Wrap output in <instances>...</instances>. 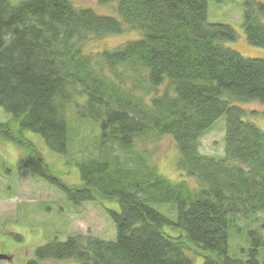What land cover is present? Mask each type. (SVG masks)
<instances>
[{
  "label": "trees",
  "instance_id": "trees-1",
  "mask_svg": "<svg viewBox=\"0 0 264 264\" xmlns=\"http://www.w3.org/2000/svg\"><path fill=\"white\" fill-rule=\"evenodd\" d=\"M100 2L90 6L99 13L72 0H0V107L11 116L0 138L24 149L26 168L72 205L98 203L115 226L108 241L56 238L29 264H264V114L245 107L264 106V57L226 47L238 34L209 22V0ZM243 12L248 44L264 49V0H244ZM128 33L136 37L122 46L87 51L91 40ZM221 119L224 155L207 156L202 138ZM85 125L97 131L75 159ZM34 136L73 159L81 185L53 179ZM164 137L178 180L152 161ZM232 237L247 243L245 260Z\"/></svg>",
  "mask_w": 264,
  "mask_h": 264
},
{
  "label": "rangeland",
  "instance_id": "rangeland-1",
  "mask_svg": "<svg viewBox=\"0 0 264 264\" xmlns=\"http://www.w3.org/2000/svg\"><path fill=\"white\" fill-rule=\"evenodd\" d=\"M72 1L82 8L94 9L90 6L95 7L96 3L102 5L100 0ZM243 11L244 0H209L208 20L210 23L228 24L236 30L238 40L226 43V47L239 52L245 58L264 57V49L251 47L247 42L242 23ZM135 37V34L128 33L91 40L87 45V51L96 53L104 49H114ZM245 107L247 111L264 114V106L261 104L252 103ZM72 114H69L70 122L75 130L78 127V120ZM10 119L11 116L0 107V122H7ZM257 123L264 127V118L258 117ZM224 128L225 120L221 119L213 130L202 138L200 151L203 154L217 158L223 157ZM96 131L97 128L91 125H85L80 129L71 146L75 159L81 157L76 154L77 146L81 145L84 139L89 143L92 138L91 134ZM34 140L39 148L41 147L39 143H44L39 136H34ZM44 146L46 149L42 154L49 164L53 179L59 178L67 186L81 185L78 168L71 164L73 159L69 158L67 163L66 158L59 159V156L52 153L45 143ZM151 147L155 151L152 161L155 162L161 174L167 175L169 179L178 180L176 176L177 152L172 139L164 137ZM29 158L24 149L0 138V255H7L11 258L0 260V264H29L37 259L35 253L38 248L56 238L60 241H65L73 235L99 237L107 241L115 238V226L100 204L72 205L66 200L65 194L58 190V186L36 175L33 169L26 168L25 165L29 162ZM103 207L120 211L119 204L115 202H104ZM165 210V207L161 209L163 212ZM245 225L244 222L239 224L243 228ZM165 232L174 231L167 228ZM236 236L240 238L238 234ZM236 243L237 241L234 242L232 237L230 245L233 254L245 260L247 257L241 249L242 247L247 248V243ZM260 261L264 262V249L261 251ZM202 263V259L196 262V264Z\"/></svg>",
  "mask_w": 264,
  "mask_h": 264
},
{
  "label": "water",
  "instance_id": "water-1",
  "mask_svg": "<svg viewBox=\"0 0 264 264\" xmlns=\"http://www.w3.org/2000/svg\"><path fill=\"white\" fill-rule=\"evenodd\" d=\"M11 258L7 255H0V260H10Z\"/></svg>",
  "mask_w": 264,
  "mask_h": 264
},
{
  "label": "bare ground",
  "instance_id": "bare-ground-1",
  "mask_svg": "<svg viewBox=\"0 0 264 264\" xmlns=\"http://www.w3.org/2000/svg\"><path fill=\"white\" fill-rule=\"evenodd\" d=\"M124 35H127V34H124ZM127 42H128V41H127ZM127 42H126V43H127Z\"/></svg>",
  "mask_w": 264,
  "mask_h": 264
}]
</instances>
